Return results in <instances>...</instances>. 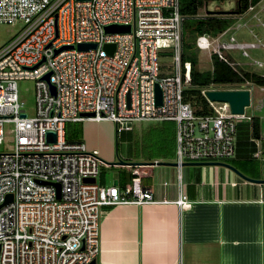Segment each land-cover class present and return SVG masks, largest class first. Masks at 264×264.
Listing matches in <instances>:
<instances>
[{
  "label": "built area",
  "instance_id": "1",
  "mask_svg": "<svg viewBox=\"0 0 264 264\" xmlns=\"http://www.w3.org/2000/svg\"><path fill=\"white\" fill-rule=\"evenodd\" d=\"M260 13L264 0L241 16L252 14L260 21ZM185 19L181 0H0L1 24H25L0 48V145L7 136L13 142L10 152L0 154V206L13 196L0 209V264H90L100 253L104 207L171 203L189 210L194 203L184 191V165L236 157L238 125L252 123L254 115L246 113L249 107L233 114L229 104L212 102L207 92L247 89L252 107L253 85L203 88L212 113L198 115L185 100L193 81L192 63L183 60ZM110 25H130L131 33L107 34ZM232 29L217 37L198 36L196 47L237 70L229 52L248 58L249 50L264 49V44L239 42L234 35L227 39ZM81 44L97 48L79 51ZM107 44H115L113 55ZM65 47L73 48L56 54ZM166 50L172 58L165 69L170 75H162ZM255 64L264 69L263 63ZM21 81L35 82L34 117L21 102ZM156 85L162 90L161 105ZM85 121L113 122L117 133L132 131L136 122H175L178 198L155 199L143 182L148 166H130L133 177L126 188L101 185L102 167L111 164L84 142L66 139L68 123ZM49 132L56 134L55 142L48 141Z\"/></svg>",
  "mask_w": 264,
  "mask_h": 264
},
{
  "label": "crops",
  "instance_id": "2",
  "mask_svg": "<svg viewBox=\"0 0 264 264\" xmlns=\"http://www.w3.org/2000/svg\"><path fill=\"white\" fill-rule=\"evenodd\" d=\"M252 21L251 17L248 23ZM261 139L254 142L251 138L255 148H249L246 155L240 153L237 144L231 163L220 162L248 178L264 180V171L249 165L264 162ZM172 145L177 148L175 140ZM257 152L260 158L255 157ZM156 162L158 166L144 169V185L153 190L157 201H174L178 198L179 171L164 163L175 164L176 152L173 159L144 163ZM123 167L105 168L115 170L113 180L109 182L101 174L99 183L112 186L117 181L120 186V171L126 170ZM201 167L189 162L182 168L184 191L194 203L189 210L181 211L171 203L104 207L98 264H264V184L249 182L240 175L243 181L234 177L229 182L206 181Z\"/></svg>",
  "mask_w": 264,
  "mask_h": 264
},
{
  "label": "rangeland",
  "instance_id": "3",
  "mask_svg": "<svg viewBox=\"0 0 264 264\" xmlns=\"http://www.w3.org/2000/svg\"><path fill=\"white\" fill-rule=\"evenodd\" d=\"M259 10V9H258ZM202 16L206 15L205 6L200 9ZM252 14L247 16H241L236 19L235 24L232 26L233 29L227 35V39L230 35H234L239 42H254L257 44H264V13H260V21L254 20L252 23H248ZM247 25L244 27V25ZM241 26L238 27L237 26ZM25 24L21 21H17L14 24L0 23V48L8 45L21 31L24 29ZM236 27V28H235ZM170 53V50L163 51L161 55ZM199 56L198 69L200 71H211L213 69V62L210 54L207 51L197 50ZM250 57H244L240 51L229 52L230 59L236 63L237 67L243 70L258 73L264 76V69L258 67L255 61H259L264 64V49H251L249 50ZM161 65L165 66L166 69H170L172 66L171 57H162ZM170 70H167L166 75H170ZM19 94L21 102L24 103V110L29 114L30 117H34L36 114V99H35V82L33 81H21L18 84ZM253 106L247 108L246 113L248 115H254L260 119L261 137L264 140V89L253 85ZM240 133L243 136H251V124L242 123L240 124ZM67 130L70 132H76L80 142H84L87 146L88 151H97L101 160L106 163H143L149 162L146 160L150 155L159 152L158 148L154 146L159 145L161 137H163L161 129L169 131L171 140L174 142V138L177 133V125L173 121L157 122H136L133 125L132 136L128 137L126 133H117L116 125L110 121L103 122H90L85 121L82 123H68ZM6 129L9 131L12 129L11 125H7ZM165 132V131H163ZM242 141L246 140L243 138ZM247 141V140H246ZM171 142V141H170ZM173 144V143H171ZM13 142L12 136H7L4 142L0 145V154L8 153L12 150ZM234 159V158H233ZM161 160V159H159ZM231 160V159H229ZM226 160L227 164L231 162ZM153 162V161H150ZM206 162H220V161H206ZM224 163V162H223ZM256 171L261 168L264 171V162L257 163L253 162L249 164ZM231 166V165H230ZM261 166V167H260ZM233 167V166H232ZM162 168V167H161ZM235 168V167H234ZM148 170L150 168H147ZM156 171L157 169L151 168ZM203 171V177L206 181L216 180L220 182H229L231 177L238 181L243 179L234 170L224 166H204L201 167ZM114 169H105L102 167L103 178L109 182L113 180ZM128 172L127 170H125ZM122 173V171H120ZM236 173V174H235ZM152 181V179L150 180ZM156 180L154 179V182ZM100 182V179H99ZM103 223V217L100 215V226ZM101 229V228H100ZM101 232V230H100ZM101 249V247H100ZM100 254V253H99Z\"/></svg>",
  "mask_w": 264,
  "mask_h": 264
},
{
  "label": "trees",
  "instance_id": "4",
  "mask_svg": "<svg viewBox=\"0 0 264 264\" xmlns=\"http://www.w3.org/2000/svg\"><path fill=\"white\" fill-rule=\"evenodd\" d=\"M208 0H181V12L186 17L184 21V37H183V60L189 61L192 63V86L185 92V100L190 102L197 111L198 115H208L212 113V108L210 107L207 99L202 95L201 91L203 88L209 87L212 84L217 86L224 85H235V84H246L250 83L254 86L264 88V76L237 68V70L230 67L223 61H220L217 56L212 57L213 69L211 71H200L198 69L199 56L197 54L196 39L201 35H209L212 37H217L223 32L230 29L234 24L237 18L230 16H202L200 14V9L205 6V3ZM263 0H237L238 2V15H243L249 7L256 6L261 3ZM171 53L164 54L161 57H170ZM163 74H166V67L162 66ZM165 122V121H164ZM242 124V123H241ZM251 124V136H243L240 133L241 126L238 125V143L240 153L246 155L249 148L252 147V151L255 148L252 139H261V127L260 119L255 117ZM163 137H161L160 143L157 147L159 152L150 155L146 158L147 161L154 160H170L174 158V153L176 152L175 145L171 143V135L169 131L161 129ZM132 131L126 133L128 137H131ZM124 134V133H122ZM243 138L246 140L242 141ZM66 139L69 142H80L78 139V134L76 132H70L66 127ZM176 141V136H175ZM171 141V142H170ZM238 149V147H237ZM106 168V167H104ZM123 169H126L128 172L123 171L121 173L120 186L126 188L130 185L132 181V169L133 167L125 166Z\"/></svg>",
  "mask_w": 264,
  "mask_h": 264
},
{
  "label": "water",
  "instance_id": "5",
  "mask_svg": "<svg viewBox=\"0 0 264 264\" xmlns=\"http://www.w3.org/2000/svg\"><path fill=\"white\" fill-rule=\"evenodd\" d=\"M210 3H212L210 7ZM216 8H219L216 10ZM238 2L237 0H208L206 2V14L207 16H237L238 15ZM105 32L107 34H128L131 33V26L130 25H110L105 27ZM73 47H65L56 52L58 54L63 49H72ZM97 46L95 44H81L78 45L79 51H88L90 49H95ZM105 49L108 51L110 55H113L116 49L115 44H107L105 46ZM44 61V60H43ZM41 64V63H40ZM51 74L47 75L45 77L46 80H49ZM53 92L55 93V89L53 88ZM208 98L212 102L216 103H227L230 105L231 111L233 114H244L245 108L251 106V92L249 90H210L207 92ZM156 99L157 104H162V90L159 87V85H156ZM26 116V115H24ZM85 117H92L94 114H84ZM56 140V134L53 132L48 133V141L49 142H55ZM111 165H119V166H147V165H153L155 163H110ZM192 165H200V166H207V165H217V166H225L232 170H234L236 173H238L243 179L257 183V184H264V180H256L251 179L246 176H244L242 173H240L236 168L227 165L222 162H210V163H191ZM166 166H176V164H169L164 163ZM86 183H96V179H86ZM115 186L118 185V182L116 181ZM58 188V192L60 193V186L56 185ZM60 196V194H59ZM13 201V196L8 195L6 198V201L3 205L0 206V209L9 203ZM90 264H98V259H94Z\"/></svg>",
  "mask_w": 264,
  "mask_h": 264
},
{
  "label": "flooded vegetation",
  "instance_id": "6",
  "mask_svg": "<svg viewBox=\"0 0 264 264\" xmlns=\"http://www.w3.org/2000/svg\"><path fill=\"white\" fill-rule=\"evenodd\" d=\"M206 4V3H205ZM219 8H216V10H218Z\"/></svg>",
  "mask_w": 264,
  "mask_h": 264
}]
</instances>
